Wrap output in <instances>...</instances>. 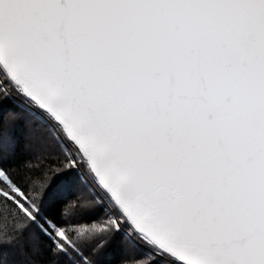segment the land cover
Masks as SVG:
<instances>
[{
	"label": "snow or ice",
	"instance_id": "snow-or-ice-1",
	"mask_svg": "<svg viewBox=\"0 0 264 264\" xmlns=\"http://www.w3.org/2000/svg\"><path fill=\"white\" fill-rule=\"evenodd\" d=\"M0 264H264V0H0Z\"/></svg>",
	"mask_w": 264,
	"mask_h": 264
}]
</instances>
